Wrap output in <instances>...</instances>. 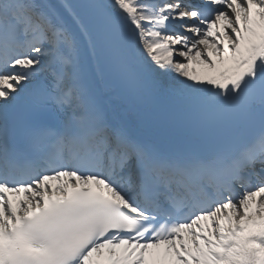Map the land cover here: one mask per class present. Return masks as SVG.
<instances>
[{
    "label": "snow or ice",
    "instance_id": "6c2138e0",
    "mask_svg": "<svg viewBox=\"0 0 264 264\" xmlns=\"http://www.w3.org/2000/svg\"><path fill=\"white\" fill-rule=\"evenodd\" d=\"M0 264H264V0H0Z\"/></svg>",
    "mask_w": 264,
    "mask_h": 264
}]
</instances>
